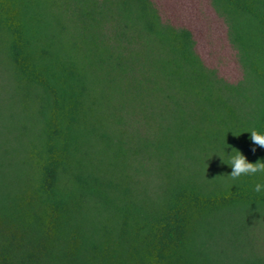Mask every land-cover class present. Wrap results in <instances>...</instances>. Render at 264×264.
<instances>
[{
  "label": "trees",
  "instance_id": "16d2710c",
  "mask_svg": "<svg viewBox=\"0 0 264 264\" xmlns=\"http://www.w3.org/2000/svg\"><path fill=\"white\" fill-rule=\"evenodd\" d=\"M252 130L264 0H0V264H264Z\"/></svg>",
  "mask_w": 264,
  "mask_h": 264
},
{
  "label": "clouds",
  "instance_id": "9594fccd",
  "mask_svg": "<svg viewBox=\"0 0 264 264\" xmlns=\"http://www.w3.org/2000/svg\"><path fill=\"white\" fill-rule=\"evenodd\" d=\"M250 139L253 144L264 147V131L252 130L250 132ZM254 150V149H253ZM225 159L221 161L230 166L231 171L227 174V177L235 182L242 176L253 175L257 173H264V160L257 159L255 162H249L245 156L236 148H231L226 154L225 148L222 149ZM235 185V183L230 186ZM253 191L256 193H264V183H256L253 187Z\"/></svg>",
  "mask_w": 264,
  "mask_h": 264
}]
</instances>
